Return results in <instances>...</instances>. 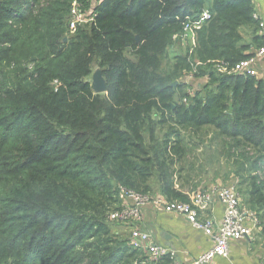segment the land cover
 Masks as SVG:
<instances>
[{
	"label": "trees",
	"instance_id": "16d2710c",
	"mask_svg": "<svg viewBox=\"0 0 264 264\" xmlns=\"http://www.w3.org/2000/svg\"><path fill=\"white\" fill-rule=\"evenodd\" d=\"M253 3L0 0V264L171 263H150L108 216L121 189L186 202L179 188L194 166L184 163L200 145L185 134L203 129L226 161L217 175L255 212L264 240V70L216 68L264 45ZM204 9L194 45L168 56ZM93 70L105 92L93 90Z\"/></svg>",
	"mask_w": 264,
	"mask_h": 264
},
{
	"label": "built area",
	"instance_id": "2783aa9c",
	"mask_svg": "<svg viewBox=\"0 0 264 264\" xmlns=\"http://www.w3.org/2000/svg\"><path fill=\"white\" fill-rule=\"evenodd\" d=\"M73 23L82 22L84 15L78 10V4L73 2L71 8ZM209 13L206 9L191 17L184 25L182 33L179 34L180 41L184 42L193 39L194 32L200 29ZM254 18L258 20L256 13ZM259 34H264V24L258 20ZM194 45V41L192 46ZM191 46V45H189ZM254 54L246 58L230 69L225 63L216 64L220 72L227 74H242L256 76V60L264 57V45L255 49ZM186 79H193L187 77ZM121 197L125 202L118 209L109 213L108 219L112 222H140L143 219V208L151 203L162 206L168 212L177 213L190 223V225L211 240V246L192 260V264H209L215 257L229 256V243L233 239L252 237L258 229V219L254 211L245 209L241 206L240 194L235 185H213L205 190H201L191 198L189 202L168 201L161 197L153 196L148 193H141L128 189H121ZM215 198L223 204V216L218 224L210 218H201L200 213ZM132 243L136 248L144 249L148 255L150 263L158 262L163 256L169 255L173 259L174 254L166 247L156 244L151 240L150 234L143 230H134L131 234ZM169 264H179L173 259Z\"/></svg>",
	"mask_w": 264,
	"mask_h": 264
},
{
	"label": "crops",
	"instance_id": "0c3cea01",
	"mask_svg": "<svg viewBox=\"0 0 264 264\" xmlns=\"http://www.w3.org/2000/svg\"><path fill=\"white\" fill-rule=\"evenodd\" d=\"M253 2L258 20L264 24V0H253ZM247 41H249V36ZM256 70L259 73L263 72L264 57L256 60ZM198 181L200 182L198 183ZM195 183L198 185L193 186ZM218 184L225 185L220 176L207 179H191L188 184L183 182V186L179 190L188 198L187 201L189 202L195 193ZM176 187H178L177 184ZM152 195L168 200L160 193H153ZM240 199L242 202L241 196ZM121 201L123 204L125 198L121 197ZM223 209L221 201L215 198L201 211L200 216L201 218H210L215 224H218L222 219ZM111 224L110 229L112 232L122 239H128L131 243V234L134 230L148 232L154 243L162 245L173 252V259L179 264H192L195 257L211 246L210 238L203 232L194 229L186 218L177 213L164 210L162 206L155 202H151L143 208L142 221L112 222ZM140 250L146 254L144 249ZM209 264H264V240L259 235V229L254 232L252 237L231 240L229 243V256L227 258L217 256Z\"/></svg>",
	"mask_w": 264,
	"mask_h": 264
},
{
	"label": "rangeland",
	"instance_id": "374dc122",
	"mask_svg": "<svg viewBox=\"0 0 264 264\" xmlns=\"http://www.w3.org/2000/svg\"><path fill=\"white\" fill-rule=\"evenodd\" d=\"M83 15L85 16V13H83ZM243 37L245 39V41H247V37H248V30L243 28L241 30ZM194 41V37L193 39L190 38L184 42L182 41H175L174 43L171 44V46L169 47V54L168 56L174 54V53H179L181 51H185V47L188 45L193 44ZM166 60H163V65L165 66L166 64ZM94 70L91 74V76L89 77V80H92L93 74H94ZM186 79V78H185ZM204 82V79H197L195 80V82ZM187 136H194L197 137V142H199L200 146H197V148L193 149L190 154L187 155V161L184 163V165H186L187 169H190V166H194V171L192 173V179H202V178H209V177H213V176H219L217 174H221L226 167V161L224 159V157L220 156V155H214L215 150L213 151L214 148L210 149L208 148V145H210L209 142V138L212 135V131H208L207 129H203L200 133V135H192L189 132H186ZM202 139L203 142L201 143L199 140ZM202 144L204 146H202ZM207 145V146H206ZM218 148V146H217ZM178 166V164L176 165V167ZM209 174V176H207ZM183 176H186V172H183ZM201 181V180H200ZM198 181V183L200 182ZM179 183V180H178ZM153 186L156 187L155 185V180L153 182ZM112 222L109 223V226L111 227ZM111 224V225H110Z\"/></svg>",
	"mask_w": 264,
	"mask_h": 264
},
{
	"label": "water",
	"instance_id": "95a60500",
	"mask_svg": "<svg viewBox=\"0 0 264 264\" xmlns=\"http://www.w3.org/2000/svg\"><path fill=\"white\" fill-rule=\"evenodd\" d=\"M136 39L138 40L139 37L136 36ZM176 83L177 81H174L172 84L175 85ZM91 85L95 92L97 93L105 92L106 82L100 70H95L91 80Z\"/></svg>",
	"mask_w": 264,
	"mask_h": 264
}]
</instances>
